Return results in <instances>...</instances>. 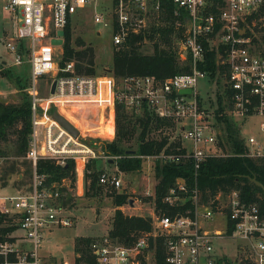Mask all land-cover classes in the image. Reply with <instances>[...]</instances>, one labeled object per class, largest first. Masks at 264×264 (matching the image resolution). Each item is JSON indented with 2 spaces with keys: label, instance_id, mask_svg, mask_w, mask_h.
Instances as JSON below:
<instances>
[{
  "label": "built area",
  "instance_id": "1",
  "mask_svg": "<svg viewBox=\"0 0 264 264\" xmlns=\"http://www.w3.org/2000/svg\"><path fill=\"white\" fill-rule=\"evenodd\" d=\"M167 2L174 7V15L183 14V32L175 48L179 61L189 62L190 73L164 80L127 76L117 81L110 73L80 75L73 61L60 66L63 36L59 32L85 8H92L94 23L109 31L111 46L125 50L132 37L144 33L156 21ZM0 7L13 27L4 42L10 65L29 67L26 92L32 132L24 158L31 165L33 178L28 194L17 191L0 196V219L11 220L16 226L13 235L18 233L0 241V264H54L42 258L39 249L45 230L72 226L68 210L61 203L64 190L72 196H84L89 160L115 159L89 145L87 129L73 126L75 121L82 124L76 118L78 113L98 111L96 137L104 142L115 138L116 104L136 114L146 109L170 121L172 127L167 132L171 139H180L181 151L139 158L153 163L188 164L195 181L208 159L220 157L217 129L198 92L200 80L210 81L209 74L200 71L198 65L205 62L206 51L212 50L221 72L218 76L224 79L222 92L228 115L264 118V0H0ZM54 39L62 43L53 45ZM45 76L50 84L41 96L38 79ZM187 89L190 94H180ZM51 108L78 131L77 138L52 119ZM260 128L264 130V123ZM185 140L190 143L188 147ZM248 143L254 145L255 141L249 138ZM248 156L263 157L264 151L249 149ZM40 159L59 166L73 161L72 186L63 179L45 188L43 178L36 173ZM99 183L115 190L123 185L119 175L106 171L100 172ZM145 196L154 204V190L146 191ZM162 202L176 211L168 216L149 208L151 216L143 218L150 219L152 232L134 245L125 246L108 235L92 240L89 250L95 264H150L152 248V264H229L222 242L230 239L241 243L238 264H264V216L256 203L244 202L238 192L218 193L205 202L196 182L189 186L184 178L177 177Z\"/></svg>",
  "mask_w": 264,
  "mask_h": 264
},
{
  "label": "trees",
  "instance_id": "2",
  "mask_svg": "<svg viewBox=\"0 0 264 264\" xmlns=\"http://www.w3.org/2000/svg\"><path fill=\"white\" fill-rule=\"evenodd\" d=\"M183 14L174 15V7L170 3H164L163 12L149 28L129 41V48L116 50L113 48L111 75L118 81L127 76H152L158 80H164L174 75L190 73L189 62L181 63L177 56L175 41L182 36ZM71 23L63 30V57L60 66L65 62L73 61L76 73L80 75H95L93 70V50L85 46L81 40H76L74 48L72 44ZM144 41L152 42L151 54L139 52ZM0 60V68H6L8 64ZM28 67V66H27ZM29 69V67H28ZM198 69L209 74V79L214 80L221 73L216 65L214 51H206L205 62L198 65ZM9 72V70L7 71ZM107 74V73H106ZM14 80L20 89L21 83L28 86L29 74L15 70ZM215 111L218 122L221 123L219 146L228 152L225 156L208 159L200 168L196 180L193 179L192 167L188 164H163L154 162V175L157 184L154 186V204L156 211L165 215H172L176 209H172L162 202V198L173 186L177 177L184 178L189 186L194 182L201 193L203 201H210L218 193L227 194L236 191L241 199L247 203H256L264 216V194L261 189L250 182L255 178L264 186V156L249 157L248 150L242 140L239 139L238 126L232 120L222 114L223 105L221 97ZM55 109L51 108L50 113ZM172 127L170 121L159 119L152 113L143 109L140 113L126 111L123 105L116 104L115 138L111 142L103 143L99 150L106 157L115 158L117 170L121 173H135L142 169L143 159L139 156H152L161 152L178 153L181 151V141L178 138L171 139L168 129ZM32 132L30 99L25 93L18 104H5L0 102V145L12 140L13 153L16 157H23L28 149V142ZM135 144V147L132 146ZM227 147V148H226ZM135 150V155H126V151ZM0 153H4L0 150ZM86 166L84 196L98 198L102 193L99 183L101 170L94 168V161ZM109 163V160H107ZM10 169H14L11 166ZM36 173L43 178L45 188H51L53 184L61 180H69L70 185L75 181L74 162L68 160L63 166L57 165L52 160L40 159L36 163ZM65 197L62 205L71 200V195L64 190ZM112 197L114 214L111 218V228L107 235L109 239L125 246L134 245L138 239L152 232L150 219L139 216L124 215L119 208L127 203V194L113 192ZM145 201H151L146 198ZM16 226L11 220L0 219V241L7 239V235L13 233ZM151 239V238H150ZM93 238L77 237L74 239L73 250L76 254L75 264H95L90 254L89 245ZM156 254L160 260V239ZM152 244V242H151Z\"/></svg>",
  "mask_w": 264,
  "mask_h": 264
},
{
  "label": "rangeland",
  "instance_id": "3",
  "mask_svg": "<svg viewBox=\"0 0 264 264\" xmlns=\"http://www.w3.org/2000/svg\"><path fill=\"white\" fill-rule=\"evenodd\" d=\"M93 14L94 11L92 8H85L77 14L75 21L71 25L72 44L74 48L80 50L81 48L75 46V42L76 40H81L85 46L92 48L94 55L93 70L95 71V75L111 74L113 47L110 43V33L102 25L94 23ZM9 32H13V27L0 7V60L6 62L5 65L8 64L6 68H0V102L5 104H18L23 94H27L26 88L28 86L25 87L26 85L23 81L19 82L21 86H24L23 89H20V86L16 85L14 80V77H16L15 70L28 75L29 69L26 64L19 67L10 65V55L6 53L4 48V42L9 37ZM97 32L100 33V36L97 35ZM152 50V42L144 41L139 52L142 54H151ZM8 70L9 72H7ZM223 80V76H217V78L209 82L207 80H200L198 82V92L202 97L203 106L213 118L218 136L221 134V123L218 122L215 111L218 108V102L221 97L224 110L220 115H225L232 120L233 124L240 125L241 128L238 137L243 141L247 150L260 148L264 151V130L260 128V124L264 123V118L251 116L245 119H238L233 116V119L230 117L228 115L227 101L222 92ZM38 83L39 93L41 96H44L46 87L50 84V78L48 76L40 77ZM76 118L82 124H78L75 121L73 122V126L87 129L89 133L86 131L85 133L90 135L88 137L90 139L89 143H91L93 148H96L95 150L100 151V146L105 142L96 137L98 135L97 127L100 122V119H98V111L91 109L86 112H80L76 115ZM40 131L41 129L38 127V132L40 133ZM249 138L254 139V145L248 143ZM12 140L13 138L11 142L0 145V150L4 152L0 153V196L14 194L17 191L28 194L31 190L33 180L31 165L24 156L16 157L14 155ZM184 145L188 147L190 143L185 140ZM132 146L135 147V144L132 143ZM227 153L220 147L218 148L217 154L220 157L225 156ZM143 161L142 169L139 172L119 174L116 172L115 164H110L101 158L95 159L94 168L119 175L123 184L122 188L115 190L104 187L98 198L72 196V193L67 189L71 195V200L64 207L68 210L72 226L66 228L53 227L50 230H45L44 239L39 249L40 256L47 262H53L54 264H75L76 254L73 250L75 238L89 237L95 240L106 237L111 228V218L115 211L112 204V197H110L113 192L128 195L127 203L120 207L124 215L139 217L151 216V210L149 208H155V204L152 201H145L147 198L145 192H153L157 180L154 175V163L152 161ZM91 162L89 160V164ZM11 166H14V169H10ZM17 234V232L14 233V235ZM14 235L13 233L9 234V236ZM239 243L240 241L236 239L222 242L223 252L226 254L229 264H238L240 262L241 254L238 251ZM153 250L154 248L151 249L149 254L150 264L154 260Z\"/></svg>",
  "mask_w": 264,
  "mask_h": 264
},
{
  "label": "water",
  "instance_id": "4",
  "mask_svg": "<svg viewBox=\"0 0 264 264\" xmlns=\"http://www.w3.org/2000/svg\"><path fill=\"white\" fill-rule=\"evenodd\" d=\"M59 36H63V32H59ZM51 43L53 45H60L62 43V40L61 39H58V40H55L54 39V40H52ZM53 90H54V83L51 86V93H53ZM180 94H190V90L189 89H187V90H181L180 91ZM51 116H52V119L54 121H56L57 124L61 128H63L65 131H67L73 137H78V131L76 129H74V127L69 122H67L63 117H61L59 114H57L56 111L52 112ZM89 145L92 147L91 143H89ZM94 149H96V148H94ZM98 153L101 154L100 151H98ZM125 153H126V155H135L136 154V151L135 150H129V151H126ZM109 163L112 164L113 161L110 160ZM249 180L256 187L260 188L261 191H262V193L264 194V186L260 182H258L255 178H250Z\"/></svg>",
  "mask_w": 264,
  "mask_h": 264
},
{
  "label": "crops",
  "instance_id": "5",
  "mask_svg": "<svg viewBox=\"0 0 264 264\" xmlns=\"http://www.w3.org/2000/svg\"><path fill=\"white\" fill-rule=\"evenodd\" d=\"M240 128H241V127H240V125L238 124V129L240 130Z\"/></svg>",
  "mask_w": 264,
  "mask_h": 264
}]
</instances>
